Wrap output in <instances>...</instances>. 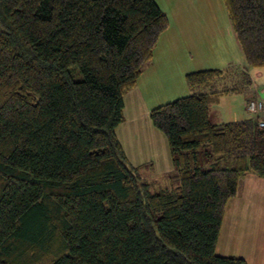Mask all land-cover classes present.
Masks as SVG:
<instances>
[{
    "label": "trees",
    "instance_id": "obj_1",
    "mask_svg": "<svg viewBox=\"0 0 264 264\" xmlns=\"http://www.w3.org/2000/svg\"><path fill=\"white\" fill-rule=\"evenodd\" d=\"M221 1L264 74V0ZM168 27L155 0H0V264H247L214 250L240 179L264 178V128L208 111L247 73H187L189 94L150 110L170 174L131 166L117 138Z\"/></svg>",
    "mask_w": 264,
    "mask_h": 264
},
{
    "label": "crops",
    "instance_id": "obj_2",
    "mask_svg": "<svg viewBox=\"0 0 264 264\" xmlns=\"http://www.w3.org/2000/svg\"><path fill=\"white\" fill-rule=\"evenodd\" d=\"M201 1L202 8L190 0H178L175 8L164 0L156 1L166 13L169 27L159 38L151 63L123 99V122L116 128L117 138L129 164L144 166L148 175L157 179L170 174L173 164L167 141L152 126L148 114L154 107L189 94L184 82L187 73L212 67L204 64L208 52L192 37L200 23L211 29L217 22L210 0ZM234 52V48L225 47L213 55L220 59ZM235 55L230 66L237 68L232 64L239 63L252 82L251 72ZM214 252L219 257L241 258L247 264H264V178L248 173L240 179L236 196L227 201Z\"/></svg>",
    "mask_w": 264,
    "mask_h": 264
},
{
    "label": "rangeland",
    "instance_id": "obj_3",
    "mask_svg": "<svg viewBox=\"0 0 264 264\" xmlns=\"http://www.w3.org/2000/svg\"><path fill=\"white\" fill-rule=\"evenodd\" d=\"M156 1L162 2V0ZM164 2L168 3V5L170 4L171 8H175L178 5V0H164ZM190 2L192 3V5L199 4V6L202 8L201 0H190ZM210 2L212 5V12L217 16L216 24L210 29L211 26L202 27L204 23L202 22L200 23L201 27H199L195 31V34H192V37L194 36L197 39V43L203 45L200 48H202L203 51L208 52L205 55L204 64H206V66L212 67H206V69L210 68L226 71L227 69L232 68L230 66L231 64L229 63V60L235 59V54L237 53L238 58H240V60L243 62V66H245L249 70V72H251L250 76L252 78L251 85H249L247 89H241L236 93L223 95L219 98L216 104L212 103V105H209L208 111L210 113V116L212 117L214 123L219 125L226 122L246 119L249 114L246 111L245 100L251 97V94H253L252 98L264 100V74L263 71L251 69L246 66L241 48L236 40L233 28L231 27L227 12L223 6L222 1L210 0ZM225 47L228 50L234 48L236 53L234 52L232 55H228L227 57H223L220 59L216 58V55H213V53H218L222 49H225ZM238 64L239 63H233L232 65H236L239 71H243L246 73V71ZM239 71L236 75L234 74L224 79H220L215 85L214 90H230L233 88L242 87L244 85V81L239 75ZM73 73L74 72H72V74ZM256 74H258L257 77ZM74 78L76 80H79L81 76L79 74H75Z\"/></svg>",
    "mask_w": 264,
    "mask_h": 264
},
{
    "label": "built area",
    "instance_id": "obj_4",
    "mask_svg": "<svg viewBox=\"0 0 264 264\" xmlns=\"http://www.w3.org/2000/svg\"><path fill=\"white\" fill-rule=\"evenodd\" d=\"M246 111L256 120L259 128H264V100L250 98L246 102Z\"/></svg>",
    "mask_w": 264,
    "mask_h": 264
}]
</instances>
